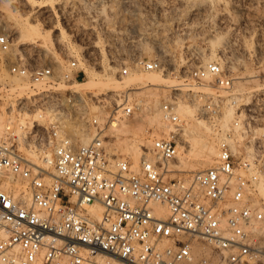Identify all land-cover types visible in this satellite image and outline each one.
Returning a JSON list of instances; mask_svg holds the SVG:
<instances>
[{"label": "built area", "instance_id": "built-area-1", "mask_svg": "<svg viewBox=\"0 0 264 264\" xmlns=\"http://www.w3.org/2000/svg\"><path fill=\"white\" fill-rule=\"evenodd\" d=\"M10 47L1 35L0 51ZM140 65L167 73L156 61ZM77 67L68 61L59 77L50 66L30 67L21 59L9 66L10 75L26 80L32 93L18 109L46 116L49 124L34 122L29 132L0 139V264H87L97 256L118 264H264L260 168L247 151L229 143L241 115L227 100L234 78L211 61L184 79V95L172 88L157 108L165 131L147 130L150 145L133 164L110 151L114 138L107 135L143 110L129 92L117 97L101 122H88L94 135L89 146L74 144L67 132L79 102L70 90L61 96L47 88L63 80L72 86L77 77L69 74ZM185 105L215 129L227 109L233 120L220 130L214 164L180 178L175 167L185 121L178 109ZM156 204L165 207L166 217L156 213ZM94 206L102 209L98 219L89 212Z\"/></svg>", "mask_w": 264, "mask_h": 264}, {"label": "rangeland", "instance_id": "rangeland-1", "mask_svg": "<svg viewBox=\"0 0 264 264\" xmlns=\"http://www.w3.org/2000/svg\"><path fill=\"white\" fill-rule=\"evenodd\" d=\"M25 22L38 25L44 33L50 31L52 45L45 46L46 35L34 38L24 35L18 43L19 26ZM1 35L8 37L11 47L8 53L0 51V121L2 118L6 128L11 126V130H16L20 119L33 115L18 109V103L31 99L32 93L26 80L10 75L11 63L21 59L30 67L50 66L60 77L66 73L68 61L74 60L78 67L69 76H76L77 82L68 86L63 80L57 84L58 87L55 84L47 89L61 96L72 91L79 102L77 110L71 113L73 120L69 126H72L73 133L67 127L78 146L81 145L75 133L82 132L93 139V130L88 127V122L92 119L101 122L113 109L117 97L127 92L143 106L141 113L127 122L131 127H138L137 135L150 145L147 120L166 100L170 90L178 88L184 95L187 84L184 79L190 78L207 62L220 63L234 78V93L227 100H236L237 113L241 114L236 117L239 127L234 138L235 149L240 153L250 151L264 178V0H30V3L0 0ZM22 41L25 46L20 47ZM211 54L215 57L208 60ZM149 61H156L165 68L167 73L156 74L166 78V83L160 86H128L122 83L134 76L143 78L147 71L140 64ZM123 70L127 71L126 75ZM91 71L100 72L101 81L91 82ZM103 82L106 83L102 85ZM15 83L23 88L21 92L15 90ZM78 83L83 85L77 86ZM193 91L210 92L199 88H193ZM227 110L216 129L203 122L208 127L207 131L197 126L195 115L191 120L185 115L181 118L185 121V128L194 126L203 141L216 143L214 147L218 151L216 145L220 130L233 120L232 110ZM45 117L44 122L37 123V126L47 128L49 121ZM32 126H36L34 121ZM23 129L24 132L31 130ZM107 135L114 138L110 151L128 157L135 164L132 157L122 151L120 141L123 138L115 137L112 130ZM239 135L243 138L240 139ZM34 143L32 139L31 145ZM183 147V167L177 160L176 177L186 178L214 164L216 157L210 166L191 171L195 162L188 155L186 141ZM145 149L141 148L142 151ZM24 156L37 162L34 156ZM258 198L264 200L259 190Z\"/></svg>", "mask_w": 264, "mask_h": 264}, {"label": "bare ground", "instance_id": "bare-ground-1", "mask_svg": "<svg viewBox=\"0 0 264 264\" xmlns=\"http://www.w3.org/2000/svg\"><path fill=\"white\" fill-rule=\"evenodd\" d=\"M27 3H30V0H24ZM220 9V8H219ZM222 10V9H221ZM33 12V11H32ZM224 11H221V13ZM37 13V12H36ZM40 13V12H39ZM38 13V14H39ZM44 13V12H43ZM47 13V11L45 12ZM38 16V15H37ZM226 22V21H225ZM243 25V24H242ZM241 27V26H240ZM236 28V27H235ZM234 28V29H235ZM238 28V27H237ZM19 36L17 37L18 39V43L19 41L23 40L24 37H31L34 38L35 36H45L46 35V40H45V46L48 45H52V39L50 38V31L47 33H44L42 31H40V29L38 28V25H31L28 22H25L23 24H21L19 26ZM233 29V30H234ZM241 29V28H239ZM237 29V31L239 30ZM246 30V29H245ZM25 35V36H24ZM16 39V40H17ZM21 39V40H20ZM28 43V42H27ZM235 43V42H234ZM233 43V44H234ZM27 45V44H26ZM25 46V43L22 41V43H20V47ZM49 47V46H47ZM241 47V46H240ZM24 49V48H23ZM47 49V48H46ZM15 51V50H14ZM85 51V50H84ZM165 52V51H164ZM159 54H163V52H158ZM52 56V55H51ZM215 57L213 54H211V57L208 60H212ZM220 64V63H219ZM62 74V73H61ZM100 72H93L91 71L89 73V77H90V81L92 82L93 80H99L101 81L102 77L100 75ZM144 74V73H143ZM160 74V73H159ZM139 75V74H138ZM132 76V75H131ZM70 77V76H69ZM167 79L163 78L159 75L156 74V72H147L145 73L144 77H132L129 81H125L122 82L125 85L128 86H132V85H139V86H146L147 84L150 85H162L163 83H166ZM62 82V81H61ZM110 82V81H109ZM63 83V82H62ZM106 82H103L102 85H104ZM171 83V82H170ZM16 84V88L15 90L18 92H21L23 90L22 87H20V85L18 83ZM74 85V84H73ZM83 84H77V86H82ZM27 86V85H26ZM57 86V84H56ZM181 86V85H180ZM184 86V85H183ZM24 87V86H23ZM53 87V86H52ZM58 87V86H57ZM56 87V88H57ZM179 87V85L177 86ZM50 88V87H49ZM81 88V87H80ZM87 89L89 88V85H86ZM65 89V87H64ZM72 89V88H71ZM70 89V90H71ZM124 89V88H123ZM129 89V88H128ZM66 90V89H65ZM74 90H76V88H74ZM73 90V91H74ZM130 90V89H129ZM84 93L86 92L85 90H83ZM89 91V90H87ZM15 92V91H14ZM59 92V91H58ZM72 92V91H71ZM24 93V92H23ZM22 93V94H23ZM89 93V92H88ZM28 94V93H27ZM31 95V94H30ZM241 95V93H240ZM19 96V93H18ZM21 96V95H20ZM19 96V97H20ZM234 96V95H233ZM23 98V97H22ZM28 98V97H27ZM230 99V98H229ZM235 99H239L238 97ZM234 101V100H233ZM236 102V100L234 101ZM256 103V102H255ZM251 103H247L246 105H250ZM258 105V104H257ZM155 106V105H154ZM259 106V105H258ZM148 112V111H147ZM153 112V111H152ZM195 108L190 107V106H180L178 109V115L180 117V119L182 120L183 118H181V116L185 115L184 117H188L189 120H191L194 115H195ZM227 112H229V109L227 110ZM34 114V113H33ZM27 117L24 119H20L18 124H17V128L16 130H11V126H4V124L2 123V118L0 121V136L2 135V133L7 129V131L5 132V134H14L16 136H19L21 134V132L23 131V128H27L30 129L32 128V123L33 121L37 123H42L44 122V118L42 116L37 115H26ZM146 116V115H145ZM231 116H229L230 118ZM46 118V117H45ZM194 119V118H193ZM46 120V119H45ZM196 120V119H195ZM194 120V121H195ZM197 121V126L199 128H202L204 130H208V127H206L205 123H203L202 121ZM225 122V121H224ZM5 123V122H4ZM39 123V124H40ZM222 123V122H221ZM226 123V122H225ZM8 125V124H7ZM147 125L148 127H150L154 132L155 131H165V126L162 123L161 119H160V114L158 112V109H155L153 112V115L147 120ZM195 125V124H194ZM224 126V125H223ZM222 127V126H221ZM226 127V126H225ZM22 129V130H20ZM137 129V130H136ZM140 129V128H139ZM221 129V128H220ZM69 130L71 131V133H73V129L72 126H69ZM112 133H114L115 137L118 136L122 139V141H120V143L122 144V151L125 152V154H128L129 156L132 157L133 161L135 164L138 163L139 157H140V153H141V148L145 147L147 148L149 146V143L146 142L145 140H143L140 136L137 135V132H139L138 127H131L129 125V123L126 121H122L120 122L118 125H116L115 127L111 128ZM21 131V132H19ZM242 132V131H241ZM211 133V132H210ZM4 134V135H5ZM244 134V133H243ZM242 134V135H243ZM246 134V133H245ZM245 134L243 136H245ZM75 137L78 136V142L80 143V145L82 147H87L91 144V142L94 140V138L92 139L91 137H89L87 134L82 133V132H76L75 133ZM184 141L187 142L188 144V155L193 159V161L195 162V166L191 169V171H198L200 169H204L208 166H210V164L213 162V159L215 157H217V153L218 151L215 150V144L213 145L211 142H207V141H203L199 135V131L194 127L189 125L188 128H185V134H184ZM218 135V134H217ZM242 135H239V138H243ZM3 136V135H2ZM72 137V134H71ZM186 137V140H185ZM209 137V136H208ZM215 137V136H214ZM116 138V139H117ZM220 138V137H219ZM120 140V139H118ZM117 140V141H118ZM229 143L231 144L232 147H234V142L233 141H229ZM116 144V143H115ZM120 145V144H119ZM218 146V145H216ZM118 148V147H117ZM184 148V147H183ZM183 148L180 150L179 154H178V164L183 167V161L181 159V154L183 152ZM143 152V151H142ZM248 154L254 158L252 156V153L249 151ZM185 164V163H184ZM187 165V164H186ZM178 167V166H177ZM179 168V167H178ZM198 173V172H196ZM259 190V194L264 197V178H262V176H260V184L258 187ZM154 209L156 211V213L158 215H161L163 217L167 216V212L164 206H161L159 204L154 205ZM89 212L91 213V215L93 216V218L98 219L100 217V214L102 212V209L100 206H94L91 207L89 209ZM87 264H118L117 260L113 257H104V256H97L95 257L90 263Z\"/></svg>", "mask_w": 264, "mask_h": 264}]
</instances>
